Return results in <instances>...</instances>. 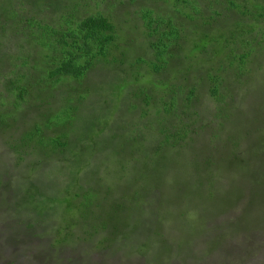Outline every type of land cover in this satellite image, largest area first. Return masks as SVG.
<instances>
[{
	"label": "trees",
	"instance_id": "16d2710c",
	"mask_svg": "<svg viewBox=\"0 0 264 264\" xmlns=\"http://www.w3.org/2000/svg\"><path fill=\"white\" fill-rule=\"evenodd\" d=\"M263 77L264 0H0V140L34 159L21 209L52 245L80 227L104 247L154 195L214 204L251 166L240 106Z\"/></svg>",
	"mask_w": 264,
	"mask_h": 264
},
{
	"label": "rangeland",
	"instance_id": "374dc122",
	"mask_svg": "<svg viewBox=\"0 0 264 264\" xmlns=\"http://www.w3.org/2000/svg\"><path fill=\"white\" fill-rule=\"evenodd\" d=\"M256 83L248 94L255 93L247 95L240 106L248 113L245 145L239 154L251 165L246 172L233 178L237 163L230 173L232 179H225L224 188L217 191L214 204L167 203V210L160 211L163 204L154 195L149 202L140 203L144 210L130 239L118 237L115 244L104 247L100 243L108 232L87 238L80 227L70 228L80 237L76 242L52 245L57 231L42 223L37 228L38 217L26 216L20 207L24 204L19 183L24 182V171L31 169L25 170V166H31L34 159L28 157L18 166L15 155L0 140V264H264V145L254 144L264 135V77ZM207 133L204 138L209 137V148L215 146V153L219 147L213 138L216 130ZM213 161L219 166L221 160ZM40 181L48 185L53 178L46 176ZM237 190L241 196L236 198ZM180 213L186 215L183 222ZM155 217L159 223L166 220L164 228L155 223Z\"/></svg>",
	"mask_w": 264,
	"mask_h": 264
}]
</instances>
